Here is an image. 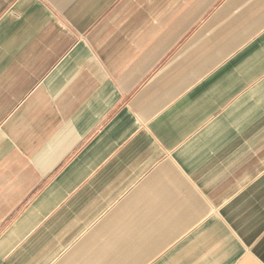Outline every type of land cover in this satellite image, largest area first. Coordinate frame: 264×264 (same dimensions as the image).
I'll list each match as a JSON object with an SVG mask.
<instances>
[{
  "label": "crops",
  "instance_id": "1",
  "mask_svg": "<svg viewBox=\"0 0 264 264\" xmlns=\"http://www.w3.org/2000/svg\"><path fill=\"white\" fill-rule=\"evenodd\" d=\"M0 264H264V0H0Z\"/></svg>",
  "mask_w": 264,
  "mask_h": 264
}]
</instances>
